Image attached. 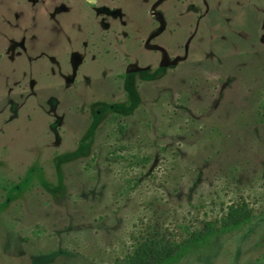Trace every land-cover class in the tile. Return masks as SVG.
<instances>
[{
    "label": "rangeland",
    "instance_id": "1",
    "mask_svg": "<svg viewBox=\"0 0 264 264\" xmlns=\"http://www.w3.org/2000/svg\"><path fill=\"white\" fill-rule=\"evenodd\" d=\"M264 0H0V264H264Z\"/></svg>",
    "mask_w": 264,
    "mask_h": 264
},
{
    "label": "trees",
    "instance_id": "2",
    "mask_svg": "<svg viewBox=\"0 0 264 264\" xmlns=\"http://www.w3.org/2000/svg\"><path fill=\"white\" fill-rule=\"evenodd\" d=\"M264 109V105H262ZM232 209L217 226L208 221L197 231H186L179 241L163 244L161 241H145L135 251L128 264H177L188 255L210 248L226 234L239 231L253 218L250 213ZM120 264V263H114Z\"/></svg>",
    "mask_w": 264,
    "mask_h": 264
}]
</instances>
